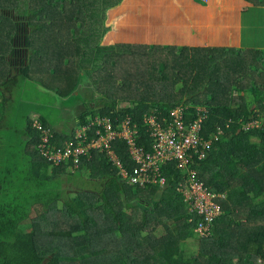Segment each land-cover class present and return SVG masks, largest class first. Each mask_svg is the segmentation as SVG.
I'll return each instance as SVG.
<instances>
[{
	"label": "trees",
	"instance_id": "1",
	"mask_svg": "<svg viewBox=\"0 0 264 264\" xmlns=\"http://www.w3.org/2000/svg\"><path fill=\"white\" fill-rule=\"evenodd\" d=\"M123 1L0 0V95L14 96L31 81L64 107L73 93L87 97L65 126L39 117L50 137L46 148L62 154L56 165L37 146L46 133L29 114L39 107L0 102V131L14 135L0 142V264H264V50L105 46L108 12ZM86 82L89 90L80 89ZM177 106L188 120L206 109L201 134L211 143L204 156L192 151L187 167L163 165L165 185L131 183L123 171L131 174L136 161L129 138L119 135L122 123L136 124L138 143L150 149L145 116L164 121ZM96 119L103 122L75 135L73 128ZM106 121L116 134L109 147L63 156L70 143L103 136ZM192 170L224 194L204 241L195 231L201 218L179 190Z\"/></svg>",
	"mask_w": 264,
	"mask_h": 264
},
{
	"label": "crops",
	"instance_id": "2",
	"mask_svg": "<svg viewBox=\"0 0 264 264\" xmlns=\"http://www.w3.org/2000/svg\"><path fill=\"white\" fill-rule=\"evenodd\" d=\"M195 1L125 0L120 7L108 12L106 24L108 22L107 26L110 29L103 43L105 46L118 42L187 47H212L216 43L243 45L244 36L251 33L248 29L245 32L240 15L244 12L250 15L262 10L261 7L246 0H210L204 4L208 5L207 7ZM213 9L219 12V18L216 20L212 18ZM236 12L239 13L238 19L231 15ZM212 30L215 32L214 35L207 34ZM195 31L196 33H193ZM146 125L152 138V148L154 137L149 125L147 123ZM137 137L138 129L133 135L136 144L144 150H151L140 145ZM173 163L179 168L176 162Z\"/></svg>",
	"mask_w": 264,
	"mask_h": 264
},
{
	"label": "built area",
	"instance_id": "3",
	"mask_svg": "<svg viewBox=\"0 0 264 264\" xmlns=\"http://www.w3.org/2000/svg\"><path fill=\"white\" fill-rule=\"evenodd\" d=\"M197 1L207 4L210 0ZM206 113L207 111L204 107H198L197 117L188 120L186 118V109L183 106H177L171 111L170 118L164 121H160L156 113L146 115L145 123L149 125L154 137L153 147L151 150H144L138 146L135 138H133V135L137 133L136 124L133 130L130 128L133 132L129 138L131 144L130 152L136 161V166L131 174L124 170L123 175L127 178L130 175L129 180L131 183L144 185L148 182H159L165 185L166 176L162 172L163 165L176 162L179 168L187 167L189 162L188 155L192 151L198 153L199 158L203 157L204 152L202 150L209 147L211 143V140L201 134ZM102 122L103 120L96 119L89 126L82 128L83 133L92 125ZM248 123V127L258 124L257 121H249ZM90 144L80 145L84 150L81 153H77L80 146L73 147V143H70L63 156L72 155L78 157L91 148L88 147ZM109 146L110 144L107 147ZM195 173V170L191 171L190 179L187 183L181 185L179 190L183 193L184 201L190 212L201 218L195 227V231L202 237L210 232L214 219L223 212L219 201L223 193H218L212 187H208L205 182L198 180Z\"/></svg>",
	"mask_w": 264,
	"mask_h": 264
},
{
	"label": "rangeland",
	"instance_id": "4",
	"mask_svg": "<svg viewBox=\"0 0 264 264\" xmlns=\"http://www.w3.org/2000/svg\"><path fill=\"white\" fill-rule=\"evenodd\" d=\"M196 3H198L202 6H205V7L208 6V5H204L205 3H199V2H196ZM261 8H262V10L258 11L257 13H252L249 15L247 12H244L240 15V20H241V17L243 20L242 24H243L245 32H246V29H248L251 33V35L246 34L244 36V44L243 45L237 44V43H235V45H228V44L221 45L222 43H219L220 44L219 45L216 43V45H214L212 47L213 48H219V50H221V49L226 50L230 55H232V51H231L232 48H243L246 50L247 49H254V50L255 49H262V50H264V6H262ZM218 14H219L218 11H216L214 9L212 10V18H214L215 20L219 18ZM231 15H233V17L238 19L239 13L236 12V13H232ZM107 25H108V22H107L106 26ZM210 27L213 28V26H210ZM193 33H196V31ZM214 33L215 32L213 30H212V32H207V34H209V35H214ZM105 37L102 40L103 45H104L103 41H104ZM117 44L128 45L129 43L118 42L115 45H117ZM138 45H142V44H138ZM147 45H151V44H147ZM152 45H155V44H152ZM109 46H111V45H109ZM13 73H15V70ZM0 81H1V73H0ZM83 87L89 88L88 83L86 82L84 84V86L83 85L81 86L80 89H83ZM10 94L11 93L8 92V90H5L0 95V102L6 103L5 101L7 99L13 98L16 103H19V101L22 103H25L26 104L25 109L28 111L30 110L31 104H34L37 107H39L38 109H36V111L34 110V111L30 112V114H29V117H31V119H33V122H34L33 127L36 128L35 130H38L37 129V127H38V128H41L44 133H46V134H43V136L41 134L40 141H42V142L39 141L37 146L42 151L43 156L46 159L51 160L56 165L58 163V160L62 157V154L59 151L56 153L50 152L49 148H46L45 142H49L50 137H49V135H47L48 129L44 128V126L41 124L39 116L41 114L47 115L48 116L47 122L53 126H55V125L60 126L59 124L65 126L67 123L66 118H71L72 115H74L75 113L81 112V108L83 106L79 105L78 102H80V100L75 102L71 107H69V106H67L68 108L64 107V105H62L61 100H59V97L57 95H55V93L53 91L46 89L45 87L39 85L38 83L31 82V81H27L26 83L22 84L17 90H15L14 96L12 94L11 95ZM73 96H74V93L71 95V97H73ZM82 97H83V100H84V98L87 99L85 94H82ZM68 99H66V103H67ZM15 102H13L12 105H15ZM126 104H127L126 101L119 102V105H122V106H124ZM5 116L12 117L13 113L7 114V109H6ZM151 120L154 122L153 119H151ZM108 123H109L108 121L105 122V128L108 129V131L99 139H96L95 141L91 142V144L88 147H98V146H101L102 144H104L105 146L109 145L108 141L110 139H112L116 134L113 130L109 129L110 126ZM248 125H249V123L247 124V126ZM14 128H15V126L12 127L11 130H13ZM122 128L123 129L119 135H123L124 137L130 138L131 135L133 134V132L130 130L128 119H126L122 123ZM73 131L77 137H80L83 134V130L78 128V127L73 128ZM220 132H221V130H220ZM39 133H40V131H39ZM5 137H10V139H13L14 135H13V133L3 132L1 130L0 131V142L1 143ZM0 150H2V149H0ZM83 150H84V148L82 146H80V147H78L77 153H81ZM111 154L113 156H115V154L113 152H111ZM75 155H77V154H75ZM223 196H224V194H223ZM128 211L130 212V209H128ZM212 231L213 230H212V225H211L210 232L206 236H202V241H204L207 238H210L212 235ZM144 235L145 234L140 235L139 232H136L133 234L134 237H138V238L142 239V242H143L142 245H145V243H146L144 240ZM188 242H192L193 245H195L196 241H195V239H193V240L188 239ZM196 245H197V247H196ZM196 245H195V248H197V250H199V251L204 250V243L203 242L202 243L198 242V244H196ZM195 248L186 247V250L189 251V250L195 249ZM254 261H255V264H260V260L258 258H255Z\"/></svg>",
	"mask_w": 264,
	"mask_h": 264
},
{
	"label": "water",
	"instance_id": "5",
	"mask_svg": "<svg viewBox=\"0 0 264 264\" xmlns=\"http://www.w3.org/2000/svg\"><path fill=\"white\" fill-rule=\"evenodd\" d=\"M79 100H81V96L76 94L73 97L68 99L67 106L71 107L75 102H77Z\"/></svg>",
	"mask_w": 264,
	"mask_h": 264
},
{
	"label": "clouds",
	"instance_id": "6",
	"mask_svg": "<svg viewBox=\"0 0 264 264\" xmlns=\"http://www.w3.org/2000/svg\"><path fill=\"white\" fill-rule=\"evenodd\" d=\"M197 1V0H196ZM197 2H199V1H197ZM199 3H201V2H199Z\"/></svg>",
	"mask_w": 264,
	"mask_h": 264
}]
</instances>
